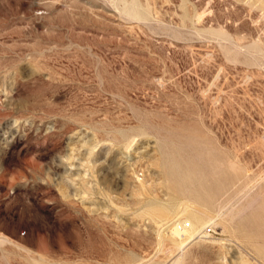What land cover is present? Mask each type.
Masks as SVG:
<instances>
[{
	"label": "rangeland",
	"instance_id": "rangeland-1",
	"mask_svg": "<svg viewBox=\"0 0 264 264\" xmlns=\"http://www.w3.org/2000/svg\"><path fill=\"white\" fill-rule=\"evenodd\" d=\"M137 1L0 0V264H264V0Z\"/></svg>",
	"mask_w": 264,
	"mask_h": 264
},
{
	"label": "bare ground",
	"instance_id": "bare-ground-1",
	"mask_svg": "<svg viewBox=\"0 0 264 264\" xmlns=\"http://www.w3.org/2000/svg\"><path fill=\"white\" fill-rule=\"evenodd\" d=\"M115 1V0H114ZM118 3V2H117ZM119 4H121V9L122 11L125 13V15H128L130 17H133V18H147V10L145 8H142V6L138 3L137 0H119ZM115 5V4H114ZM210 32L212 33H215V34H218L219 36H224L225 34L224 33H221V32H218V31H215V30H210ZM224 38V37H223ZM170 157V156H169ZM172 159V158H171ZM163 160H167V159H163ZM164 163V162H163ZM223 163H221L222 165ZM226 164V163H225ZM166 166V164H165ZM221 167V166H219ZM228 167V166H227ZM226 167V168H227ZM229 169H232L231 171L234 172L237 170V167L232 163L229 165L228 167ZM218 169V168H217ZM172 171H175L176 172V178H177V183H176V193L179 194V195H182V196H189L188 194H190V189L192 188H195V187H200L202 190L205 189V186L203 184V178H200L198 179V184L195 185L194 183V176H192V173L191 171H180L179 168L177 166H175L174 168H172ZM222 171V169H221ZM177 173H179L177 175ZM235 173V172H234ZM246 175H244V178H245ZM172 177V176H171ZM197 179V178H196ZM243 179V177H242ZM246 179V178H245ZM245 179L244 182L246 181ZM173 180V179H172ZM248 181V180H247ZM246 181V184H243L244 186L240 187L237 191V194H236V198L240 195H244L246 196V199L248 198L247 196H250L249 194L251 193L252 191V188H254V183L252 182V180L250 182L247 183ZM169 184V183H168ZM254 186V187H253ZM223 187V186H222ZM260 187V186H259ZM201 190V191H202ZM235 190V189H234ZM254 190V189H253ZM233 191V190H232ZM236 191V190H235ZM173 192V191H172ZM203 192V191H202ZM261 192V191H260ZM206 193V192H205ZM253 193V191H252ZM227 194V193H226ZM262 194V193H261ZM174 195V194H173ZM207 195V194H206ZM260 195V194H258ZM256 196V195H255ZM197 197V196H196ZM234 197V196H233ZM232 197V199H233ZM251 197V196H250ZM254 197V196H253ZM199 198V197H198ZM239 198V197H238ZM257 198H259V196H257L256 198H253L251 201L248 200L247 202H249L248 204V207L247 208H250L252 205H253V202H255V200H258ZM208 199V197H207ZM250 199V198H249ZM204 200V199H203ZM217 200V199H215ZM237 200V199H236ZM235 200V201H236ZM199 201V200H198ZM209 201H212L213 202V199L212 200H209ZM259 201V200H258ZM200 202V201H199ZM205 202V201H204ZM211 202V205L213 204ZM218 202V201H217ZM239 202V201H238ZM257 202V201H256ZM255 202V205H257ZM221 204V203H220ZM219 203L217 204V208H218V205H220ZM229 204V203H228ZM207 205H208V202H207ZM225 206V205H224ZM264 206V205H263ZM261 206V207H263ZM213 207V206H212ZM222 207V206H221ZM227 207V206H225ZM260 207V208H261ZM255 208V207H254ZM258 208H259V205H258ZM259 208V209H260ZM264 208V207H263ZM196 209V208H195ZM193 209L192 212L190 213V217L189 219H183V220H180V219H177L173 221V226L171 228H169V235L170 237H172V239H176L177 243H175V246L174 247H169L168 248V251H172L174 249H176L177 252H175V255L172 257L171 260H169L170 262L168 264H181V261H182V257H183V253H184V249L185 247L194 239L195 236L197 237H200V234L202 236H204L205 234H202V232L204 233V231L206 232V229L204 227L205 223H212L214 224V219H215V215H208L205 219H204V216L202 217L204 220H200V215L199 214H203L200 210H195ZM215 209V208H214ZM221 209V208H220ZM219 209V210H220ZM262 209V208H261ZM169 208L167 207H162L158 210V213L160 214H165L166 212H168ZM195 210V211H194ZM218 210V209H217ZM218 210V211H219ZM223 210V209H221ZM248 210V209H247ZM256 210V208H255ZM258 210V209H257ZM209 212V210H207ZM211 211V210H210ZM231 211V210H230ZM249 211V210H248ZM206 212V209H205V213H208ZM213 212V211H212ZM220 212V211H219ZM241 212V211H240ZM230 213V212H229ZM228 213V215H229ZM232 213V212H231ZM252 213V212H251ZM255 212H253L254 214ZM157 214V213H156ZM241 214V213H240ZM264 214V213H263ZM205 215V214H204ZM232 216V214H231ZM237 216V215H236ZM255 216V215H254ZM239 217V216H238ZM220 218V217H219ZM186 220H189V226L188 227H185L184 224L187 222ZM177 221V223H175ZM165 223V222H164ZM260 224V223H259ZM181 225V226H180ZM203 225V229H198V227H202ZM162 226V225H161ZM197 232V233H196ZM194 233H196V235H194ZM199 234V235H197ZM262 235V234H261ZM201 236V237H202ZM5 242H8V243H11L12 245H14L15 247H20V248H23V246H21L20 244H18L17 242L15 241H12L8 238H5V237H2V235L0 236V245L5 243ZM260 247V246H259ZM25 250V249H24ZM175 251V250H174ZM174 251H172L174 253ZM172 253V255H173ZM149 260V259H148ZM167 261V260H166ZM145 262V261H144ZM35 264H42V263H39V262H35Z\"/></svg>",
	"mask_w": 264,
	"mask_h": 264
},
{
	"label": "built area",
	"instance_id": "built-area-1",
	"mask_svg": "<svg viewBox=\"0 0 264 264\" xmlns=\"http://www.w3.org/2000/svg\"><path fill=\"white\" fill-rule=\"evenodd\" d=\"M184 226H185V227H188V226H189V223H188V222H186V223L184 224ZM206 230H207V232H209V231L211 230V228H210V227H207V229H206Z\"/></svg>",
	"mask_w": 264,
	"mask_h": 264
}]
</instances>
